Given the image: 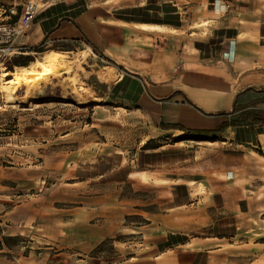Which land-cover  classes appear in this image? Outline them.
<instances>
[{
    "label": "rangeland",
    "instance_id": "1",
    "mask_svg": "<svg viewBox=\"0 0 264 264\" xmlns=\"http://www.w3.org/2000/svg\"><path fill=\"white\" fill-rule=\"evenodd\" d=\"M59 1L0 0V26L10 24L28 4L37 12ZM145 1L111 0L110 5L111 10L135 11ZM98 15L104 17V10ZM115 28L136 32L131 26ZM195 38L173 43L187 55L199 50V59L205 58L202 51L212 54L219 48ZM16 42L0 36V167L27 171L26 185L15 189L24 199L34 200L43 218V230H36L37 225L28 229L31 235H44L46 242L22 241L34 247L35 257L58 264H264V127L227 128L213 144L188 143L185 135H160V101L148 95L139 104L142 90L123 88V65L87 38L56 49L44 45L43 52L31 53L29 64L42 62L51 52L65 55L63 63L68 64L86 51L77 69L33 85H16L9 100L5 78L16 72L7 66L21 53ZM143 43L162 58L169 54L150 39ZM230 49L222 58L233 62ZM249 51L248 46L237 61L248 62ZM134 59L149 62L147 71L156 74L154 62L160 55L152 52ZM258 60L264 65V55ZM242 68L249 84L250 71ZM232 69L225 68L227 77H234ZM261 99L244 91L236 106L255 111ZM183 103L190 104L186 99ZM176 140L190 146L183 157L191 156L192 146L201 153L177 168L149 173L140 168L139 152ZM169 178L176 181L166 182ZM237 181L241 201L229 192Z\"/></svg>",
    "mask_w": 264,
    "mask_h": 264
},
{
    "label": "crops",
    "instance_id": "2",
    "mask_svg": "<svg viewBox=\"0 0 264 264\" xmlns=\"http://www.w3.org/2000/svg\"><path fill=\"white\" fill-rule=\"evenodd\" d=\"M110 3L111 0H60L37 11L31 24L16 38V45L21 50L19 54L30 56L34 53L32 50L41 44L49 47L55 43H80L82 38H87L123 65V81L128 85L124 82L122 87L127 92L140 88L139 104L150 95L160 101L159 121L179 124L188 130H214L227 121L216 114L230 112L246 89H251L255 97L262 95V99L256 103L255 112L264 111V93H260L264 91V75H259L264 72V65L258 60L260 55H264V0H146L134 7L135 11L111 10L113 7ZM99 10H104V17L98 15ZM116 26H131L130 29L136 32L130 34L128 29L117 32ZM150 26L152 28H145ZM178 33L185 34V37ZM197 36L204 43H217L218 50L212 54L202 51L205 58L199 59V50H189L190 54L187 55L181 46L173 43L178 40L194 41ZM146 38L154 41L155 47L166 48L169 54L162 58L159 51H148L143 43ZM137 39L139 42H136ZM171 44H175L172 50ZM248 46V62H238V57L243 50H248ZM229 47L233 62L222 58ZM152 52L160 55V60L154 62V75L147 71L146 66L151 65L149 62L134 59L137 56H150ZM230 66L233 67L234 77L226 75L225 68ZM243 66L250 71L249 84L241 75ZM184 99L190 104L183 103ZM159 131L160 135L187 136L176 129L159 128ZM181 142L144 149L138 153V165L149 173L194 161L196 154L201 153L198 151L200 147L192 146L190 157H183L187 153L184 148L190 147L189 142L201 141ZM26 178L27 171L23 168L0 167V264H58L47 261L45 257H35L33 246L22 245L26 239L33 241L31 244L44 241L41 239L44 235H31L28 229L34 225L39 227L34 226L36 230L44 229L43 218L39 217L40 210L34 200L24 199V195L15 189L26 185ZM165 181L171 183L176 180L169 178ZM240 183L231 184L233 188L230 187L229 192L233 199L241 201ZM221 194L225 201V193Z\"/></svg>",
    "mask_w": 264,
    "mask_h": 264
},
{
    "label": "trees",
    "instance_id": "3",
    "mask_svg": "<svg viewBox=\"0 0 264 264\" xmlns=\"http://www.w3.org/2000/svg\"><path fill=\"white\" fill-rule=\"evenodd\" d=\"M19 18V13L15 14L11 17L10 24H15ZM61 43H55L51 46V49H56L60 46ZM44 44H41L39 47L34 48L32 51L34 53H41L44 49ZM30 56H22L18 55L16 57L11 58V60L7 63L8 68L11 67H26L31 62ZM251 89H247L245 91H250ZM260 93H264V91H260ZM217 116L230 117L227 121H224L219 124L214 130H188L183 128L179 124H163L159 125L161 129H176L182 131L187 137H190L191 140L195 141H207V142H217L219 139L216 135L223 133L227 128L232 127H241L242 125H259L264 126V111L255 112L250 111L247 108H238L236 103L233 104L230 112L227 113H219ZM209 136L210 138H204ZM180 141L176 140L175 142ZM157 147H153L154 149Z\"/></svg>",
    "mask_w": 264,
    "mask_h": 264
},
{
    "label": "bare ground",
    "instance_id": "4",
    "mask_svg": "<svg viewBox=\"0 0 264 264\" xmlns=\"http://www.w3.org/2000/svg\"><path fill=\"white\" fill-rule=\"evenodd\" d=\"M85 52L86 51L77 54L76 57L73 59L74 61L72 60L68 64L63 63L65 55L61 53L51 52L45 54L42 57V62L35 60V62L29 64V66L27 67H15L16 72L14 71L15 73L5 78V85L8 86L6 87V93L8 94L7 96L9 100L12 99L13 87L16 85H19L21 83L33 85V83L45 80L50 76L59 75L61 73L65 75L67 73H70L72 71V68L77 69L82 55ZM77 91L85 92L82 87H78Z\"/></svg>",
    "mask_w": 264,
    "mask_h": 264
},
{
    "label": "built area",
    "instance_id": "5",
    "mask_svg": "<svg viewBox=\"0 0 264 264\" xmlns=\"http://www.w3.org/2000/svg\"><path fill=\"white\" fill-rule=\"evenodd\" d=\"M35 16V7L32 4H28L15 24L0 26L1 39L4 38L6 40H15L18 36L23 33L25 28H27L31 24Z\"/></svg>",
    "mask_w": 264,
    "mask_h": 264
}]
</instances>
